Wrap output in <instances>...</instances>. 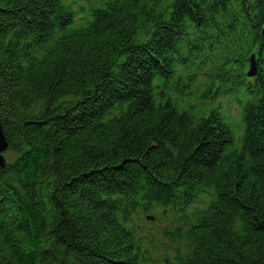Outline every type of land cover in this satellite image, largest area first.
<instances>
[{"label": "trees", "instance_id": "trees-1", "mask_svg": "<svg viewBox=\"0 0 264 264\" xmlns=\"http://www.w3.org/2000/svg\"><path fill=\"white\" fill-rule=\"evenodd\" d=\"M246 3L262 30L264 0H108L75 31L61 0H0V124L17 154L0 169V264H150L134 216L180 214L204 190L206 210L164 229L163 264H264V83L245 79L247 53L226 68L259 97L230 154L217 114L196 121L152 85L191 34L252 26Z\"/></svg>", "mask_w": 264, "mask_h": 264}, {"label": "rangeland", "instance_id": "rangeland-1", "mask_svg": "<svg viewBox=\"0 0 264 264\" xmlns=\"http://www.w3.org/2000/svg\"><path fill=\"white\" fill-rule=\"evenodd\" d=\"M218 102L220 103V107L223 110V113L225 115H227L229 118H231V116L233 117L234 122H236V127L239 126V115H240V109L238 106L233 105L230 102V99L228 98H223L218 100ZM9 148L7 149V151L5 153L2 154V156L4 157V159L7 161V163L5 162V166L6 167L10 161H12L13 159L15 160L17 158V154L14 152H10L9 153ZM169 220L166 219V221L163 223H159V222H155L150 224L149 226H146L143 229V234H145L148 238L154 237V247L155 249L157 248V246L159 245V233L164 229V227L166 225H168ZM137 223V221H136ZM153 260L155 261V263L157 264H162V259L157 256H154Z\"/></svg>", "mask_w": 264, "mask_h": 264}, {"label": "water", "instance_id": "water-1", "mask_svg": "<svg viewBox=\"0 0 264 264\" xmlns=\"http://www.w3.org/2000/svg\"><path fill=\"white\" fill-rule=\"evenodd\" d=\"M253 75L254 74H252L251 76H253ZM8 148H9V145L7 143L3 129H2L1 124H0V167L3 169L5 168L4 166H5L6 161H5L4 157L2 156V154L5 153Z\"/></svg>", "mask_w": 264, "mask_h": 264}, {"label": "bare ground", "instance_id": "bare-ground-1", "mask_svg": "<svg viewBox=\"0 0 264 264\" xmlns=\"http://www.w3.org/2000/svg\"><path fill=\"white\" fill-rule=\"evenodd\" d=\"M264 23V19H262L261 21H260V24H263ZM264 36V35H263ZM0 169H3V168H1L0 167ZM188 202V201H187ZM189 204H191L192 202H188Z\"/></svg>", "mask_w": 264, "mask_h": 264}]
</instances>
